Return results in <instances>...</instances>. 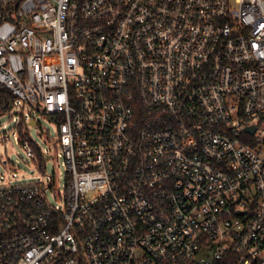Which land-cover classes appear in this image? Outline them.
Here are the masks:
<instances>
[{
    "label": "built area",
    "instance_id": "1",
    "mask_svg": "<svg viewBox=\"0 0 264 264\" xmlns=\"http://www.w3.org/2000/svg\"><path fill=\"white\" fill-rule=\"evenodd\" d=\"M24 109L66 183H0V264H264V0H0Z\"/></svg>",
    "mask_w": 264,
    "mask_h": 264
},
{
    "label": "rangeland",
    "instance_id": "2",
    "mask_svg": "<svg viewBox=\"0 0 264 264\" xmlns=\"http://www.w3.org/2000/svg\"><path fill=\"white\" fill-rule=\"evenodd\" d=\"M29 117H34V111L26 109L23 115L20 110H11L0 117V183L28 184L42 181L46 185L49 177H52L53 187L46 190L45 198L49 204L61 207L59 195L63 193L67 171L62 153L54 142L58 126L55 121H47L38 115L35 118L37 124L26 128ZM26 130L44 152V166L40 168L18 144Z\"/></svg>",
    "mask_w": 264,
    "mask_h": 264
},
{
    "label": "trees",
    "instance_id": "3",
    "mask_svg": "<svg viewBox=\"0 0 264 264\" xmlns=\"http://www.w3.org/2000/svg\"><path fill=\"white\" fill-rule=\"evenodd\" d=\"M34 152H35L37 158L41 161V159H43V157H42V155H40V153H39L37 148H34Z\"/></svg>",
    "mask_w": 264,
    "mask_h": 264
},
{
    "label": "water",
    "instance_id": "4",
    "mask_svg": "<svg viewBox=\"0 0 264 264\" xmlns=\"http://www.w3.org/2000/svg\"><path fill=\"white\" fill-rule=\"evenodd\" d=\"M31 125L35 126V123H34V122H32V123H31Z\"/></svg>",
    "mask_w": 264,
    "mask_h": 264
}]
</instances>
